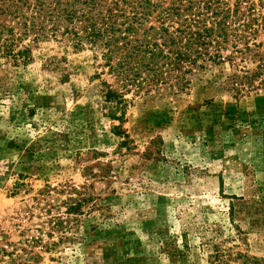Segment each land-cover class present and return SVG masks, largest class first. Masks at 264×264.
<instances>
[{"label":"rangeland","instance_id":"374dc122","mask_svg":"<svg viewBox=\"0 0 264 264\" xmlns=\"http://www.w3.org/2000/svg\"><path fill=\"white\" fill-rule=\"evenodd\" d=\"M101 73L53 40L0 58V264H209L230 236L264 259V89L229 92L224 65L131 93L122 145Z\"/></svg>","mask_w":264,"mask_h":264},{"label":"trees","instance_id":"16d2710c","mask_svg":"<svg viewBox=\"0 0 264 264\" xmlns=\"http://www.w3.org/2000/svg\"><path fill=\"white\" fill-rule=\"evenodd\" d=\"M51 40L91 50L101 74L115 80L105 83V103L122 145L131 93H185L224 65V89L236 96L264 89V10L248 0H0V58L27 65L33 48ZM82 202L69 213H80ZM239 241L215 244L209 264H264Z\"/></svg>","mask_w":264,"mask_h":264}]
</instances>
